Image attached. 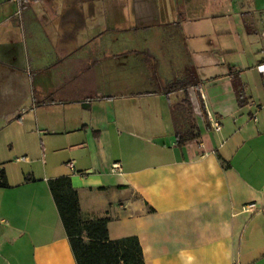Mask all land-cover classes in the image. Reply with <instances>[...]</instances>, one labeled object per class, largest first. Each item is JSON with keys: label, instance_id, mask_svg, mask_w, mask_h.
Listing matches in <instances>:
<instances>
[{"label": "crops", "instance_id": "obj_1", "mask_svg": "<svg viewBox=\"0 0 264 264\" xmlns=\"http://www.w3.org/2000/svg\"><path fill=\"white\" fill-rule=\"evenodd\" d=\"M191 20L179 0H0V118L31 115L49 145L37 167L15 157L20 174L0 162V264H76L48 187L60 176L145 264H264V45L217 47ZM188 67L198 131L178 144L184 93L163 86Z\"/></svg>", "mask_w": 264, "mask_h": 264}, {"label": "trees", "instance_id": "obj_2", "mask_svg": "<svg viewBox=\"0 0 264 264\" xmlns=\"http://www.w3.org/2000/svg\"><path fill=\"white\" fill-rule=\"evenodd\" d=\"M237 97L243 94L238 76L232 77ZM199 78L192 67L185 69L181 77L174 78L163 86L169 94L182 91L183 98L171 109L178 144H184L197 136V124L187 94L189 87H197ZM0 185H6L5 175L0 170ZM57 212L65 230L76 264H145L138 238L134 235L110 239L107 219L85 220L82 218L76 189L68 176L48 180Z\"/></svg>", "mask_w": 264, "mask_h": 264}, {"label": "rangeland", "instance_id": "obj_3", "mask_svg": "<svg viewBox=\"0 0 264 264\" xmlns=\"http://www.w3.org/2000/svg\"><path fill=\"white\" fill-rule=\"evenodd\" d=\"M179 2L182 4L183 14L193 18L189 22L190 30L198 33L209 32V40L215 46L235 48L239 53L243 50L248 55L257 53L264 45V0H179ZM130 77L137 80V75ZM32 121L31 115L15 122L0 118V162L4 163L12 175L22 173V168H28L21 162H15V157L27 154L30 159L36 161L33 166L37 167L41 149L44 150V144L49 146L48 141L41 142L31 132ZM52 121L49 117L40 118L42 124L50 125Z\"/></svg>", "mask_w": 264, "mask_h": 264}, {"label": "built area", "instance_id": "obj_4", "mask_svg": "<svg viewBox=\"0 0 264 264\" xmlns=\"http://www.w3.org/2000/svg\"><path fill=\"white\" fill-rule=\"evenodd\" d=\"M257 68L259 70V72H261L262 76H263V79H264V63H260L257 65ZM254 119H256L254 117ZM210 122L212 124V127L215 129V130H219L220 129V124L214 119V118H210ZM66 165L71 169L73 170L74 169V164H73V161L70 160V161H67L66 162ZM118 167V165L114 164L113 165V168H116Z\"/></svg>", "mask_w": 264, "mask_h": 264}, {"label": "water", "instance_id": "obj_5", "mask_svg": "<svg viewBox=\"0 0 264 264\" xmlns=\"http://www.w3.org/2000/svg\"><path fill=\"white\" fill-rule=\"evenodd\" d=\"M82 106H83V107H84V106L87 107V106H89V103H88V102H83V103H82Z\"/></svg>", "mask_w": 264, "mask_h": 264}]
</instances>
